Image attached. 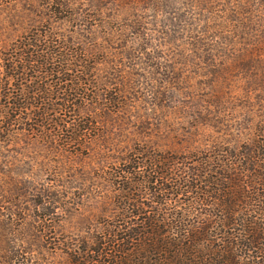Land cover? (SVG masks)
Returning a JSON list of instances; mask_svg holds the SVG:
<instances>
[{
    "label": "rangeland",
    "instance_id": "1",
    "mask_svg": "<svg viewBox=\"0 0 264 264\" xmlns=\"http://www.w3.org/2000/svg\"><path fill=\"white\" fill-rule=\"evenodd\" d=\"M35 30L94 60L79 113L98 131L83 153L23 130L0 140V264L63 261L50 244L110 212L107 173L133 148L262 132L264 0L0 1V57Z\"/></svg>",
    "mask_w": 264,
    "mask_h": 264
},
{
    "label": "trees",
    "instance_id": "2",
    "mask_svg": "<svg viewBox=\"0 0 264 264\" xmlns=\"http://www.w3.org/2000/svg\"><path fill=\"white\" fill-rule=\"evenodd\" d=\"M94 91L81 50L63 56L45 33L20 36L0 57V140L23 130L85 152L98 126L79 109ZM260 131L178 152L133 148L107 173L110 212L54 240L55 264H264V121Z\"/></svg>",
    "mask_w": 264,
    "mask_h": 264
}]
</instances>
